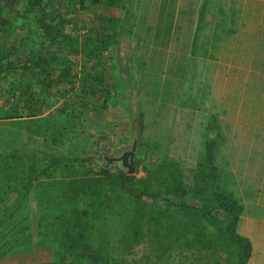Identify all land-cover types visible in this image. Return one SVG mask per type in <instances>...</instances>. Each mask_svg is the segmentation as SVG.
I'll return each mask as SVG.
<instances>
[{
    "label": "rangeland",
    "instance_id": "1",
    "mask_svg": "<svg viewBox=\"0 0 264 264\" xmlns=\"http://www.w3.org/2000/svg\"><path fill=\"white\" fill-rule=\"evenodd\" d=\"M140 2L142 3L139 4V0H123V2L117 0L114 5H106L90 4V0H84L82 7H73L70 6L68 0H54V8L57 11L63 14L67 13L72 17L66 26V32L73 34L72 24L76 23L81 39L84 38L86 29L89 27L110 30L109 23L100 19L101 15L117 20V30L114 34L119 40L117 44H111L97 58L84 59L80 53L78 57L71 58L72 65L69 66L71 72L79 76L82 63H88V65L94 63L96 76L105 75L103 91L95 92V88H92L93 90L83 97L79 92L78 83L71 87L67 82L56 84L54 81L48 92H44L41 91L40 84L33 80L23 79L16 74L5 75L4 79H0V127H5V130L10 127L16 129V126L11 123V106L18 101L19 93L12 94L10 90L16 80L22 79L21 87L29 83L32 92L47 99L44 116L48 118V121L54 122L52 131L54 129L55 132L61 130L64 136L61 143L54 144L52 138L49 137V130L43 125L34 126L24 112L20 113L23 121L21 122L22 128H17L13 134L5 130L1 132L4 139H0V159L9 153L23 154L27 159L31 156L36 159L38 166L40 165L39 170L57 168L60 166L58 159L61 156L77 155L84 160L97 158L101 162H106L103 157L104 153L110 156L118 155L122 151L130 149L133 139L137 137L140 145H137L135 154L137 167L133 173L136 179L127 185L134 192L140 187L139 179H145L142 183L148 185L149 180L146 177L155 172L160 158L177 162V168L182 174L185 187L193 186L195 183L194 171L199 163L205 162V142L215 139L218 141L217 159L215 157L220 173L218 183L223 189L232 191L241 203L245 202L238 223V231L252 241L253 250L248 264H264V181L262 183L257 181L264 178V153L260 155L257 150L248 149L249 146L242 150V164L246 165L247 170L242 167L243 169L239 172H245L247 175L244 173L243 176H236L235 178L239 179L238 182L244 181L238 184L234 181L233 176L228 174L232 167L235 169V164L226 159V149L229 145L227 138L232 136V132L238 131L240 127L248 124L246 135L250 134L251 136L259 131L257 130L259 125H262L260 131H263L264 120H260L259 113L254 115L252 112L247 119L245 118L243 113L245 110L244 96L242 92H238V87H235L236 82L233 80L219 81L221 85L229 86V88H225L226 93L220 96V99H223L222 108L224 110L218 113L219 127H209V125L213 126L215 122L214 118L208 117L210 111L198 112V117L195 120L194 114L188 118V113L184 111L188 110L189 106L192 107L205 100L209 85L205 84V81L192 79V76L189 75L195 67L194 63L189 65L180 63L179 53L189 55L190 47H184L180 39L172 38L171 34L161 33L158 38L155 36V46L152 48L154 50L153 62L143 66L138 64L136 57L141 54L142 50H145V47H140L141 45L135 43L137 40L132 34L138 20L139 5L142 7L140 9L142 17L145 16L148 28L151 27L149 26L151 21H148L146 16L150 13L149 9L153 1L141 0ZM13 3H10V0H0L2 10L0 12V40L5 37L8 40L18 38L12 43L14 48L8 57L9 59L17 58L19 64L23 63L28 66L30 65L28 56L32 44L27 39L34 38L37 43L41 36L37 22L34 20L39 11L36 5L27 3L25 0H14ZM181 3L183 4L184 0ZM24 8H28L29 12L24 17H19L17 11ZM193 17L195 19L192 21L196 22V13ZM179 18L174 16L173 23L178 22ZM142 21L144 20L142 19ZM139 34L143 35V33ZM66 47V40L61 41L60 38H57L55 41H51L49 35L44 37V48L49 53H59V57L66 58ZM51 65L55 80L61 65L56 62ZM186 66L188 67L186 68ZM186 70L189 72L188 76ZM92 104H97L99 109L92 107ZM103 104L106 105L103 106ZM65 107L72 108L73 112L70 116L64 114ZM225 110L227 112L224 113ZM66 111L71 113L68 109ZM138 112L143 113V116L137 118ZM70 121L75 125H71ZM139 121L145 122V127L139 126ZM251 122L256 125V130L249 128ZM83 125L86 127V133L83 131ZM141 125L143 126L142 123ZM63 126H66L67 129H64ZM32 128L40 129L41 133H33ZM95 133L97 134L95 135ZM101 136L105 137L104 143ZM262 136L264 137V132ZM117 164L114 163V165ZM95 170L98 172L99 168L96 167ZM94 178L98 183L99 175L95 174ZM0 180H2L1 173ZM252 187L261 190L255 193L256 197H251L250 192L246 191ZM233 188H236L237 191H234ZM31 191L36 193L38 189L33 186ZM105 195L107 198L112 197L110 192ZM170 198L175 203L168 204L161 197L153 198L149 195H144L142 199L152 205L166 206L169 210L175 211L179 208L181 198L174 195ZM185 200L188 203V206L184 208L187 213H192L194 205L200 203L198 198L190 193L186 195ZM34 203L35 209H38L37 214L44 215L43 221L45 218L50 220L53 207L48 205L47 195L38 192L35 195ZM204 222L201 225L202 229L213 238L211 234L213 226L210 222ZM40 228L46 232L48 226ZM39 235L49 237L53 241L48 254L33 256L32 262L20 264H35L53 261L57 258L55 235ZM215 235L218 239L216 232ZM78 255L79 252L75 257ZM229 256L224 261L228 262L225 264L233 262V260H229ZM197 258V255L187 251L175 254L168 259L165 258L163 261L159 260L155 256L154 247L148 240L134 246L132 252L126 255L125 264H135V261H142L143 264L158 262L161 264H208V262L198 261Z\"/></svg>",
    "mask_w": 264,
    "mask_h": 264
},
{
    "label": "trees",
    "instance_id": "2",
    "mask_svg": "<svg viewBox=\"0 0 264 264\" xmlns=\"http://www.w3.org/2000/svg\"><path fill=\"white\" fill-rule=\"evenodd\" d=\"M25 1L38 7L39 12L36 13L34 20L37 22L41 36L37 43L34 38L27 39L32 44L28 66L19 64L17 58L8 57L14 48L12 43L18 38L8 40L5 37L0 40V79H4L7 74H16L23 79L37 82L44 92H48L55 81L56 84L67 82L71 87L78 83L79 92L83 97L87 96L92 88H95V92L101 93L105 75L96 76L94 63L92 65L82 63L79 76L71 72L69 66L72 65L71 58L78 57L80 53L84 59L97 58L111 44H117L119 40L114 35L117 30V20L101 15L100 19L109 23L110 30L89 27L84 38L81 39L76 23L72 24L73 34L66 32V26L72 17L57 11L54 8V0ZM116 1L90 0V4L114 5ZM13 2L14 0H10V3L14 4ZM68 2L70 6L82 7L84 0H68ZM175 9L176 0L161 1L156 38L161 33L169 34ZM28 12V8H24L17 11V15L24 17ZM47 35L50 36L51 41L57 38L67 41L66 58L59 57V53L45 51L44 37ZM53 62L61 65L55 80L51 65ZM21 86L22 79L16 80L10 90L12 94L19 93L18 101L11 106V123L16 129L10 127L5 130V127H0V139H4L2 130L13 134L17 128H22L21 110L34 126L43 125L50 131L49 137L54 144L61 143L64 133L61 130L52 131L54 122L48 121L44 116L47 99L32 92L29 83L24 87ZM92 107L99 109L97 104H92ZM66 108L70 111L72 108L63 109L64 114L70 116L73 111L69 113ZM142 116L143 113L138 112L137 118ZM141 123L139 121V126L142 127ZM70 124L75 125L71 121ZM63 127L67 129L66 126ZM83 127L86 133V127L84 125ZM209 127L213 128L212 125ZM31 130L36 134L41 133L40 129ZM101 138L104 139V143L105 137L101 136ZM138 145H140L139 141ZM217 145L218 141L215 139L205 142V162L199 163L194 171L193 186L185 187L177 162L160 158L155 172L146 177L149 180L148 185L142 183L145 179H139L140 187L134 192L127 185L135 181V174L128 173L120 163L117 165L110 163L106 166V162H101L97 158L84 160L80 156L71 155L61 156L58 159L60 166L57 168L39 170L40 165L38 166L36 159L31 156L27 159L26 155L9 153L0 159L2 174L0 198L4 200L10 192H15L17 202L2 210L8 219L25 209L27 203L24 205L22 203L28 199L33 186L38 189L36 194L39 192L47 195V203L53 207L50 213L51 219L45 218L43 221L44 215L37 214L38 232L43 235H55L57 258L35 264H125L126 255L132 252L134 246L148 240L154 247L155 256L162 261L175 254L191 251L192 254L197 255L198 261L208 264L228 263L224 262L228 255H230L229 260H233L231 264H248L253 250L252 241L238 231L244 205L232 191L223 189L218 183L220 173L219 166L215 162ZM96 167L99 168L98 172L95 170ZM95 174L99 175L98 183L94 178ZM107 192L112 194L111 198L105 197ZM189 193L197 197L200 202L194 205L192 213L184 210L188 206L185 198ZM144 195L161 197L168 204L175 203L170 198L172 195L181 198V201L179 208L171 211L166 206L152 205L144 201L142 199ZM204 221L210 222L213 226L211 231L213 238L202 229L201 225L205 223ZM41 226H48L47 231L43 232ZM78 252V257H75ZM135 264L143 263L135 261Z\"/></svg>",
    "mask_w": 264,
    "mask_h": 264
},
{
    "label": "crops",
    "instance_id": "3",
    "mask_svg": "<svg viewBox=\"0 0 264 264\" xmlns=\"http://www.w3.org/2000/svg\"><path fill=\"white\" fill-rule=\"evenodd\" d=\"M140 1L139 4L142 3ZM150 1L153 2L150 5V13L146 17L148 21H151L149 25L151 27L148 28L145 16L143 18L141 14L142 7L139 5L138 20L132 34L137 40L135 43L145 47V50L136 57L138 64L142 66L154 60L152 48L155 46L157 19L162 0ZM181 1L178 0L177 3L176 0L174 16L180 18L177 19L178 22L172 24L169 34L172 38L178 37L184 47H190L189 55L179 53L181 64L194 63L195 66L193 71H190L191 74L186 70V75L189 74L192 79L205 81V84L209 85L205 100L192 107L189 106V109L184 111L188 113L187 117L194 114L195 120L198 112L210 111L208 117L215 119L213 128L219 127L218 113L224 110L223 99H220V96L226 93V87L229 88L226 84L221 85L219 81L233 80L236 82L235 87H238V92H242L244 96L245 118L247 119L251 112L254 115L259 113V118L263 121L264 0H184L183 4ZM195 13L196 22H193ZM142 19L144 21L141 22ZM20 112L23 113L21 110ZM142 124V127H145V122ZM249 128L256 130V125L251 122ZM247 129L248 124L243 125L227 138L229 145L226 149V159L234 162L236 169L232 167L228 174L233 176L237 184L244 182L243 180L238 182V177L235 178L244 175L245 172L240 173L239 170L246 169V165L242 164V150L249 146L248 149L257 150L260 155L264 153V137L262 136L264 127L263 131H260L262 125H259L258 133L251 136L246 135ZM189 140H191L190 137ZM215 157L217 159V153ZM257 181L262 183L264 178ZM233 189L237 191L236 188ZM246 191L250 192L251 197H256L255 193L261 190L252 187ZM35 195L33 191L29 192L28 199L22 203L23 205L27 203L25 209L8 219L2 209L8 205H15L17 194L10 192L4 200L0 198V264L30 263L33 256L48 254V250L52 247L53 241L49 237L39 235L38 232ZM244 203L242 202L245 207Z\"/></svg>",
    "mask_w": 264,
    "mask_h": 264
},
{
    "label": "water",
    "instance_id": "4",
    "mask_svg": "<svg viewBox=\"0 0 264 264\" xmlns=\"http://www.w3.org/2000/svg\"><path fill=\"white\" fill-rule=\"evenodd\" d=\"M137 145H138V139L135 137L133 139L131 148L123 151L121 155L110 156L104 153L103 157L106 160V166H108L113 161H117L124 168L127 169L128 173L132 174L135 171V154L137 150Z\"/></svg>",
    "mask_w": 264,
    "mask_h": 264
},
{
    "label": "flooded vegetation",
    "instance_id": "5",
    "mask_svg": "<svg viewBox=\"0 0 264 264\" xmlns=\"http://www.w3.org/2000/svg\"><path fill=\"white\" fill-rule=\"evenodd\" d=\"M124 151H125V150H124ZM122 152H123V151H122ZM122 152H121L120 154H118V155H121ZM118 155H111V156H118ZM113 163H118V164H119V162H117V161H113Z\"/></svg>",
    "mask_w": 264,
    "mask_h": 264
}]
</instances>
